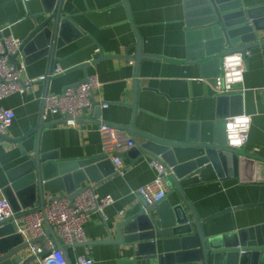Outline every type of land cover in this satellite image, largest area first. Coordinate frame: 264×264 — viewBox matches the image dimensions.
<instances>
[{
    "label": "crops",
    "instance_id": "0c3cea01",
    "mask_svg": "<svg viewBox=\"0 0 264 264\" xmlns=\"http://www.w3.org/2000/svg\"><path fill=\"white\" fill-rule=\"evenodd\" d=\"M240 1L245 9H256L260 18H264V0ZM184 2L64 0L63 17L73 22L76 29L64 46L56 50L51 64L48 56L36 59V55L28 56L23 51L17 56L16 64L26 65L23 83L47 77L50 68L52 75L49 82L37 81L25 93H16L1 101L3 108L15 113L6 138L26 137L38 127L46 95L61 93L91 76L102 86L95 92L98 106L90 118L77 124L60 117L45 120L50 127L41 134V151L54 153L60 162L103 156V136L99 132L102 123L134 128L158 139L182 143L200 138L203 125L215 123L219 115L228 116L224 126L227 145L236 146L238 136H244L242 146L236 149L247 155H240L237 165L231 160L221 173L212 163H207L180 180V184L202 222L206 237L264 226V46L251 49L248 56L247 52H221L212 59L221 58L222 64L226 63L222 75L204 76L199 62L189 58L194 55L190 54L187 42L191 29ZM48 5L51 13L54 12L56 2ZM46 7L44 0L27 3L0 0V29L5 36L24 42L35 29L33 18L44 15ZM261 25L264 28V22ZM137 32L144 54L158 59L138 63ZM258 35L259 40L264 39V30ZM197 53L194 52L195 56ZM57 68L63 73L53 76ZM214 71L211 69L208 74ZM225 85L235 86L237 91L226 93ZM234 97L238 99L233 100ZM222 98L227 100L220 102ZM103 103L109 107L102 108ZM123 132L136 143H147L142 135ZM36 144L35 134L27 138L23 142L24 154L19 143L0 141V199L6 197L4 192L18 169L34 156ZM132 150L122 155L128 168L125 175L114 173L108 163L92 170L93 180L97 182L89 179L83 185L84 189L93 188L101 197L115 199V204L106 208L105 218L97 213L91 215L85 225L86 244L117 240V225L143 197L138 190L158 175L150 165V156ZM204 155L205 151L196 147L174 149L179 164ZM190 170L185 168L183 175ZM105 174L108 176L104 177ZM62 195L65 194L58 196ZM181 202V195L172 183L164 203L174 207ZM121 212L125 213L124 217ZM49 240L47 237L46 242ZM191 243H195L194 239ZM162 247L159 242L160 254ZM68 254L73 264L78 255L90 257L95 264H126L134 258L123 246L112 243L69 247ZM184 258L191 259V256ZM254 264H264V261L256 260Z\"/></svg>",
    "mask_w": 264,
    "mask_h": 264
},
{
    "label": "water",
    "instance_id": "95a60500",
    "mask_svg": "<svg viewBox=\"0 0 264 264\" xmlns=\"http://www.w3.org/2000/svg\"><path fill=\"white\" fill-rule=\"evenodd\" d=\"M54 1L56 7L51 13L48 4ZM44 2L48 7L45 8L44 15L33 18L35 29L24 41L21 51L28 56L36 55V59L48 56L51 64L56 50L64 46L76 27L73 22L63 17L64 0H44ZM184 6L187 24L191 29L187 34V42L190 54L194 55L189 58L191 61L199 62L204 76L221 75L222 59H212L221 52L246 53L253 48L264 46V39L259 40L258 35L264 30L261 25L264 18H260L256 9H245L240 0H185ZM130 18L133 23L131 14ZM137 41L138 63L144 59H158L144 54L143 42L138 32ZM194 52H198L196 56ZM15 60L16 56L10 58L11 63ZM211 69L215 71L208 74ZM51 75L50 68L47 82L51 80ZM222 99L220 102L227 100V98ZM235 99L238 98L234 97L233 100ZM44 111L45 102L40 124L26 137L10 140L6 136H0L1 141L19 143L24 154L23 142L34 134L37 137L34 156L18 169L17 176L11 178V184L4 192L15 216L0 222V264H42L43 259L49 254L45 249L47 237L53 240L55 248L63 253L67 264H73L68 254L69 246L63 243L48 220L44 222L45 236L31 243H28L24 235L18 232L21 220L35 213L45 212L47 193L56 198L64 193L74 200L85 190L83 185L87 180L98 181L93 180L92 177L94 168L97 170L110 163L115 173V166L106 156L80 162H60L59 157L54 153H43L40 147L41 134L50 127L45 123ZM227 117L219 115L215 123L203 125L204 132L200 138L189 139L182 143L158 139L134 128L113 126L122 131L126 130L133 136L139 134L147 139L146 144L137 142L132 152L137 151L157 160L168 174L169 185L173 183L176 191L181 195L182 202L174 207L165 204V200L151 205L142 197L141 201L130 210L128 216L117 225V240L93 241L89 244H78L77 247L110 243L123 246L125 252H130L134 257L132 260H127L126 264H187L188 262L254 264L256 260L264 261V226L208 238L203 232L202 222L198 219L180 184V180L207 163H212L221 173V169L231 160L237 165L238 157L247 155L246 152L227 145L224 127ZM187 147L200 148L205 151V155L186 164H179L174 157V149ZM185 168L191 170L183 175ZM107 176L105 174L104 177ZM31 196H33L32 201H30ZM164 206L167 207L166 210L163 209ZM192 239L195 243H191ZM159 242L163 244L161 254ZM35 244L41 246L42 253L31 252V245ZM194 255L197 257L192 258ZM186 256H191V259L184 258Z\"/></svg>",
    "mask_w": 264,
    "mask_h": 264
},
{
    "label": "built area",
    "instance_id": "2783aa9c",
    "mask_svg": "<svg viewBox=\"0 0 264 264\" xmlns=\"http://www.w3.org/2000/svg\"><path fill=\"white\" fill-rule=\"evenodd\" d=\"M26 3L30 0H24ZM21 39L7 37L0 29V136H6L15 119V113L1 106V101L16 94L25 93L31 85L37 81H45L47 77L28 80L22 82V74L26 70V65L10 62L12 56L21 54L23 45ZM99 53V50L97 51ZM250 52H247V56ZM226 63L222 64L221 75L225 70ZM63 73L61 68H57L53 76ZM102 86L96 77H88L86 81L78 86L67 87L61 93H51L45 98L44 120L60 117L63 120L77 124L83 119L90 118L98 106L94 95ZM235 86L225 85V92H236ZM102 108H108V104H101ZM99 132L103 136V156H106L115 166V173L125 175L128 168L124 164L123 156L136 146V142L127 138L124 132L108 124H101ZM245 140L244 136H238V143L233 148L241 147ZM1 141V140H0ZM158 175L156 179L141 187L138 193L149 204L162 202L166 199L170 185L167 181L168 174L164 167L155 159L150 161ZM115 204L112 196L101 197L93 188H85L83 192L71 199L70 195H62L58 198L51 194L46 195L45 212H38L21 220L18 232L24 235L26 241L37 240L45 236V220L56 229L57 235L63 243L73 249L78 244H86L85 225L90 221L92 214H100L105 218L106 208ZM122 217L125 216L121 212ZM15 216V212L6 199H0V222ZM45 249L49 254L43 259L42 264H67L63 253L55 248L53 240L45 243ZM33 254L42 253L39 244L31 245ZM75 264H95L86 255H78Z\"/></svg>",
    "mask_w": 264,
    "mask_h": 264
}]
</instances>
